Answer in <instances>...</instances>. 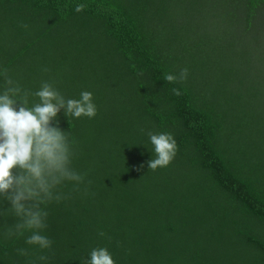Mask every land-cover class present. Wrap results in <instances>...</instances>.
<instances>
[{
    "label": "trees",
    "instance_id": "1",
    "mask_svg": "<svg viewBox=\"0 0 264 264\" xmlns=\"http://www.w3.org/2000/svg\"><path fill=\"white\" fill-rule=\"evenodd\" d=\"M5 76L30 104L48 81L97 112L56 118L84 180L43 205L50 249L7 235L0 198V264L99 247L115 264H264V0H0V92ZM149 132L174 137L168 166L148 167Z\"/></svg>",
    "mask_w": 264,
    "mask_h": 264
},
{
    "label": "clouds",
    "instance_id": "2",
    "mask_svg": "<svg viewBox=\"0 0 264 264\" xmlns=\"http://www.w3.org/2000/svg\"><path fill=\"white\" fill-rule=\"evenodd\" d=\"M187 76L188 69L184 68L178 75L167 74L165 79L170 83L182 82ZM5 84L0 92V198L8 202V210L17 218L7 235L11 237L27 229L31 235L26 244L50 249L52 241L42 234L48 215L43 205L66 198L57 191L65 182H75L78 186L84 180L71 166L74 152L69 135L59 127L56 118L61 109L73 118H92L97 109L89 91H82L79 99H65L52 83L45 81L33 93L38 102L30 104L29 94L18 84L6 76ZM173 92L180 95L178 89ZM148 136L156 154L148 161V167L155 170L168 166L177 151L174 137L152 132ZM19 254L27 252L20 249ZM38 259L46 261L48 257L41 255ZM86 264L115 262L106 248L99 247L91 250Z\"/></svg>",
    "mask_w": 264,
    "mask_h": 264
}]
</instances>
